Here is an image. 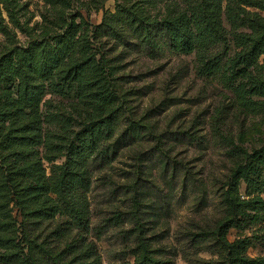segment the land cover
Returning <instances> with one entry per match:
<instances>
[{
	"label": "rangeland",
	"instance_id": "374dc122",
	"mask_svg": "<svg viewBox=\"0 0 264 264\" xmlns=\"http://www.w3.org/2000/svg\"><path fill=\"white\" fill-rule=\"evenodd\" d=\"M252 3L240 1L264 24V0ZM200 9L197 0H0V56L34 41L51 46L67 25L82 19L92 31L101 24L112 29L92 42L113 74L123 119L108 144V158L97 156L88 163L90 184L77 205L84 208L89 231L72 226L66 204L62 214L32 233L47 264L84 261L88 246L102 264H138L145 248L163 264H224L216 234L228 221L234 222L228 242L246 241V257L264 264V160L253 176L254 187L233 180L241 165L264 152L261 101L243 113L218 78L198 74L194 52L170 46L167 25ZM128 15L144 31L135 33ZM221 20L230 29L223 11ZM220 50L223 61L237 52L233 43ZM258 68L264 77V56ZM32 84L42 92V144L34 148L30 164L41 159L50 175L52 165L65 162V152L52 145L71 144L86 116L74 90L65 87L58 93L42 79ZM14 85L0 92L13 93ZM32 122L29 118L24 124ZM133 125L136 134L129 132ZM12 205L21 222L19 208ZM199 233L205 238L194 242Z\"/></svg>",
	"mask_w": 264,
	"mask_h": 264
},
{
	"label": "trees",
	"instance_id": "16d2710c",
	"mask_svg": "<svg viewBox=\"0 0 264 264\" xmlns=\"http://www.w3.org/2000/svg\"><path fill=\"white\" fill-rule=\"evenodd\" d=\"M240 1L253 4L252 0H197L199 11L193 10L189 17L169 23L166 30L171 48L194 52L198 74L218 78L233 93L239 109L249 113L260 101L264 109V77L258 68L264 56V24L256 13L244 9ZM255 4L263 6L259 1ZM222 11L230 29L221 20ZM128 17L129 27L135 33L144 31L136 17ZM107 29L101 24L92 31L91 25L82 19L67 25L51 46L34 41L17 53L10 51L0 56V91L16 84L10 89L14 94L0 92V264H47L46 256L36 250L32 233L45 220L62 214L63 205L67 204L66 210L72 214V226L89 231L84 208L79 210L77 205L80 192L90 184L88 163L97 156L108 158V144L123 119L113 74L93 48L92 39L112 30ZM230 43L237 52L230 61H223L220 47ZM35 79L50 81L51 89L58 93H63L65 87L74 90L86 116L85 127L75 133L71 144L52 145L59 153L65 152V162L52 165L50 175L41 159L30 164V158L36 154L34 148L42 144V92L32 84ZM29 118L32 124H24ZM135 130L138 128L133 125L129 132L136 134ZM254 159L241 165L233 180L241 179L250 187L258 184L253 176L259 161L264 160V152ZM47 160L54 162L49 157ZM233 180L230 184L236 188ZM12 203L21 212V222L13 215ZM233 224V221L223 223L216 234L224 264H263L262 260L246 257V241L228 242ZM17 234L22 238L18 240ZM205 236L199 233L193 240ZM81 240L87 241L84 235ZM84 258L71 264H102L91 246ZM138 264L163 263L151 258L145 248Z\"/></svg>",
	"mask_w": 264,
	"mask_h": 264
}]
</instances>
